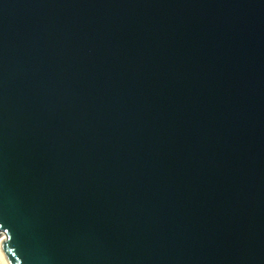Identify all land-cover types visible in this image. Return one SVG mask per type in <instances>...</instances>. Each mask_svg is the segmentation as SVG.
Wrapping results in <instances>:
<instances>
[{
  "label": "water",
  "instance_id": "95a60500",
  "mask_svg": "<svg viewBox=\"0 0 264 264\" xmlns=\"http://www.w3.org/2000/svg\"><path fill=\"white\" fill-rule=\"evenodd\" d=\"M9 264H264V0H0Z\"/></svg>",
  "mask_w": 264,
  "mask_h": 264
},
{
  "label": "bare ground",
  "instance_id": "6f19581e",
  "mask_svg": "<svg viewBox=\"0 0 264 264\" xmlns=\"http://www.w3.org/2000/svg\"><path fill=\"white\" fill-rule=\"evenodd\" d=\"M0 264H9L5 253L3 252L1 245H0Z\"/></svg>",
  "mask_w": 264,
  "mask_h": 264
}]
</instances>
